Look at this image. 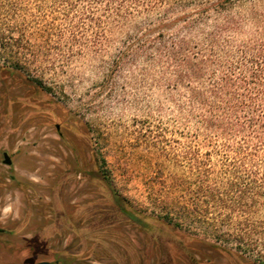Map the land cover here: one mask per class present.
Instances as JSON below:
<instances>
[{
    "label": "rangeland",
    "instance_id": "rangeland-1",
    "mask_svg": "<svg viewBox=\"0 0 264 264\" xmlns=\"http://www.w3.org/2000/svg\"><path fill=\"white\" fill-rule=\"evenodd\" d=\"M65 13L52 0H0V101L49 113L82 151L66 184L62 151L51 153L60 142L53 130L14 138L16 123L0 121V210L13 205L8 216L0 212V231H8L0 232V264H264V202L231 215L177 186L182 179L195 188L203 161L208 191L214 174L242 156L214 152L180 111L161 62L134 56L157 22L138 18L109 27L99 42H72L70 32L85 29ZM98 198L112 207L113 218H102L113 226L86 225L94 217L85 220L82 203Z\"/></svg>",
    "mask_w": 264,
    "mask_h": 264
},
{
    "label": "trees",
    "instance_id": "trees-1",
    "mask_svg": "<svg viewBox=\"0 0 264 264\" xmlns=\"http://www.w3.org/2000/svg\"><path fill=\"white\" fill-rule=\"evenodd\" d=\"M192 1L52 3L65 6L64 20L71 27L75 23L85 29L81 36L72 30V42L78 37L85 43L87 37L99 42L109 27L138 18L157 22V31L145 35L142 49L134 56L161 62L166 86L178 89L180 111L194 120L196 131L209 145L212 142L214 152L242 156L224 174H214L208 191H203L207 178L203 161L196 162L199 181L195 188L182 179L177 186L191 198L203 197L228 214L240 211L245 215L264 202V0H209L188 15L185 10L198 4ZM190 211L196 213L195 208ZM64 259L58 256L55 261Z\"/></svg>",
    "mask_w": 264,
    "mask_h": 264
},
{
    "label": "flooded vegetation",
    "instance_id": "flooded-vegetation-1",
    "mask_svg": "<svg viewBox=\"0 0 264 264\" xmlns=\"http://www.w3.org/2000/svg\"><path fill=\"white\" fill-rule=\"evenodd\" d=\"M2 97H4V92L2 94ZM0 96V99L2 98ZM2 103V111L4 112L2 114V116H0V121L1 122H10V123H16V137L14 138H18V137H34V138H45L48 135L47 134H43V131L45 130H53L54 134L57 136V138L59 139L60 142L56 143L57 147H55V145H53V143H51V153H57L58 150L60 149L62 151V153H58V157L59 159H61L62 161V175L61 178L63 179V181L67 184L70 181L71 178V174L74 173L76 170L74 169L76 166H79L78 164L80 163V159H81V144H71L69 142V139L67 136H65L66 132L70 130V127H67L66 125H64V123L62 121L59 122H55L53 121V119H51L49 117V113H47V115H38L37 111L35 112V114L31 115V113L33 112L32 109L29 108V106L26 105H20L18 102H9L10 106L7 105V101H0ZM8 111H12L14 112V115L7 117V112ZM42 112V111H40ZM29 114V115H27ZM40 114H44V113H40ZM31 132V133H29ZM54 151V152H53ZM4 153H2V163L4 165L10 166L12 165V160L11 157L9 156L8 153L7 156L10 160V164H5L4 163ZM60 154H64L65 157H62ZM73 156V160H70L69 156ZM72 163V164H71ZM75 163V164H74ZM73 165V166H72ZM53 167L55 168V165H53ZM60 169V168H59ZM55 171V169H54ZM80 171H79V175H80ZM82 208L81 210H83V213L86 216H89V218H85V220L87 219H91L94 217V219L90 222H88L86 225H91L93 223L98 222L100 225L104 226H113L114 222L113 220L110 223H106L104 222L102 216L105 217H109V215L111 216L110 218H113V212L112 211V207H109L108 205H106L104 207V204L101 202V198H98L94 201H83L82 203ZM109 215H108V214ZM108 215V216H107ZM96 217V218H95ZM101 217V218H100ZM109 218V219H110ZM108 219V220H109ZM107 220V219H105ZM107 220V221H108ZM111 220V219H110ZM8 232L7 230L2 229L0 232ZM166 254H164L165 256ZM158 264H162V261H158Z\"/></svg>",
    "mask_w": 264,
    "mask_h": 264
},
{
    "label": "clouds",
    "instance_id": "clouds-1",
    "mask_svg": "<svg viewBox=\"0 0 264 264\" xmlns=\"http://www.w3.org/2000/svg\"><path fill=\"white\" fill-rule=\"evenodd\" d=\"M0 212H2L4 216H8L13 212V205L12 204L6 205L2 210H0Z\"/></svg>",
    "mask_w": 264,
    "mask_h": 264
},
{
    "label": "water",
    "instance_id": "water-1",
    "mask_svg": "<svg viewBox=\"0 0 264 264\" xmlns=\"http://www.w3.org/2000/svg\"><path fill=\"white\" fill-rule=\"evenodd\" d=\"M4 158H5L4 163L5 164H10V160H9V158H8L6 153H4ZM34 264H57V263H51L49 261H39V262H36Z\"/></svg>",
    "mask_w": 264,
    "mask_h": 264
}]
</instances>
